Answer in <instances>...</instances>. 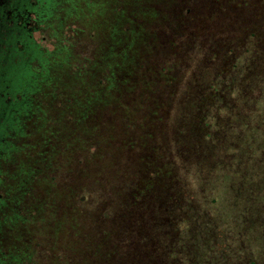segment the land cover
<instances>
[{
    "label": "rangeland",
    "instance_id": "374dc122",
    "mask_svg": "<svg viewBox=\"0 0 264 264\" xmlns=\"http://www.w3.org/2000/svg\"><path fill=\"white\" fill-rule=\"evenodd\" d=\"M137 4L59 0L33 33L49 54L48 73L33 101L39 110L22 117V132L0 163V251L21 252V243L30 242L29 264H203L197 258L205 264H264V21L249 37L251 49L221 57L238 63L241 72L227 78L204 69L194 77L195 60L204 55V65L207 46L212 53L211 39L222 31L212 26L232 20L241 6L213 19L207 34L195 27L203 41L177 45V54L166 60L150 57L146 80L158 78L159 65L174 63L166 78L180 80L177 94L187 103L179 116L172 114L177 96L162 121L147 117V108L134 112L127 98L123 107L86 116L80 100L77 109L50 91L51 82L73 78V71L85 77L90 63L105 68L100 59L106 47L114 45V53L126 46L124 25L165 36L168 20L150 25ZM169 6L174 10L175 1ZM255 13L237 20L241 30L227 32L236 45ZM44 26L51 29L42 33ZM144 51L140 46L136 55ZM222 64L215 63L218 72ZM204 122L216 129L211 141L193 133L196 127L204 131ZM78 196L87 198L84 204Z\"/></svg>",
    "mask_w": 264,
    "mask_h": 264
},
{
    "label": "trees",
    "instance_id": "16d2710c",
    "mask_svg": "<svg viewBox=\"0 0 264 264\" xmlns=\"http://www.w3.org/2000/svg\"><path fill=\"white\" fill-rule=\"evenodd\" d=\"M174 1L176 6L173 10L169 5ZM58 2L59 0H32V12L38 13L40 17L37 27L32 28V35L39 30V27L43 25L48 18H50L53 8ZM137 2L139 4V10L144 15V18L147 16L149 20H151L150 25H152L154 20L156 22L158 18H165L168 20L165 36L159 38L153 33L145 34L147 30H149L148 28H145V30H142L140 33H136L137 28L135 25H124L123 29L128 33L125 36L126 46L114 53H112V47L114 45L110 43L106 47L105 56L103 59H100L104 63V66H106L105 68L101 67V69H97L96 63L93 62L84 70L85 77L82 76L83 78H79L78 74L80 72L77 70L73 71V78H66L67 80H63L62 82L58 80L59 82L50 83V91L54 94H60L65 105L66 102H71V106H77L78 109L80 100L82 104L79 107L82 106L84 108L86 116L90 115V117H92L94 112L91 110L96 111L97 109L106 110L112 107H123L125 99L127 98L130 99V101L126 99L128 102H132L131 109L134 112H144V108H147V117L154 118V116H157L163 121L171 106L176 105L174 100L177 96L176 106L178 110L175 107L172 114L179 116L182 114V111L185 110L184 105L187 101L181 98L179 92L177 94V87H175V84L176 86L181 85L180 80L175 83L176 79L166 78L172 75L170 74L171 72L175 71V67L173 68L174 63H172V67L165 64L159 65V71L157 73L158 78L146 80V78L150 76V72L148 71L149 66H147L150 57L155 54L166 60L177 54V45H182V48H187L188 46L185 45L187 42L192 44L196 41H203L194 34L195 27L203 30L205 34L207 25L210 24L213 19L216 18L218 20L225 18L228 16L225 15L227 13L226 10L231 13L230 7L241 6V8L236 9V14L233 15L231 18L232 20L219 22L212 26L222 31L218 37L213 36L211 39L212 44L215 46L212 53H210L207 46L205 51L206 62L204 65H199V61L202 60L204 55L197 56L195 60V63L197 62V71L193 72L194 77L199 76L200 72L204 69L207 73L209 72V74H215L216 78H227L229 73L235 72L234 70H238L239 73L241 72L238 68V63L233 64L234 61L227 62L225 58L221 57L227 55L228 52L232 50L242 49L247 51L251 49V47H246L247 42H249V37H255L254 32L258 28L259 23L264 21V0H137ZM250 10L256 12V18L252 20L250 27L243 28L240 44L236 45L237 40L231 39L227 32H237V30H241V24H238L237 20L241 16L249 13ZM136 20L138 23L144 21V19L139 18H136ZM191 28L193 29L191 30ZM50 29V26H44V29L42 30L40 28V31L43 33ZM209 31V36L215 33L212 29L208 28L207 32ZM177 38L181 39L178 40ZM41 40L46 41V38L42 36ZM142 43L145 45H141ZM254 44L257 45V41H255ZM140 46H143L145 51L144 53L140 52L139 55H136V49ZM164 46H167V48H164ZM184 49H182V51H184ZM171 54L173 56H171ZM115 56H117L119 60L113 62L112 60ZM47 57L49 58L48 52L46 53L32 36V70L27 72V76H32V78H20L24 74H21L19 70H24L23 68H16L8 71L6 74L9 76L8 78L0 77V89L7 84V81H10L8 82L9 87H6L4 91L6 93L4 95L9 96L11 94V97H13V100L9 102L7 98L2 99L0 95V163L4 157H9V153L14 147L12 140L22 132V117L26 118L31 114V111L32 113L34 112V109L35 111L39 110V103L35 106L33 101L35 102L34 97L42 90V88L39 87L40 81L46 76V73H48ZM134 57L135 60H133ZM96 60L100 62L98 58H96ZM216 62H223L219 69L220 72L215 69ZM94 68L97 70H94ZM231 82L235 81L233 80ZM231 82L226 81V84H230ZM186 87L192 88V94L196 93L197 88L194 91L191 84ZM212 88L214 93L220 91L214 87ZM226 90L228 89H225V91ZM2 92L3 91L0 93ZM202 93V97H205L204 90H202ZM40 109H42V106H40ZM14 123L21 126L16 128ZM177 123L180 124V122ZM206 123L207 122H204V131H200L197 127L192 128L191 126L193 133L195 132L200 137H204V142L205 140L211 141V136L216 130L212 132L209 124ZM12 133L14 134L12 135ZM184 134L185 133L182 132L181 135L183 136ZM193 139L197 140L192 137L191 140ZM197 141L201 143V141ZM85 149H87V147H85ZM79 163H81V161H79ZM177 195L179 194L177 193ZM86 199L87 198L84 196L77 197L78 202L82 204H84ZM177 203L180 204L179 200ZM197 211V209H193V212ZM20 218L25 220L24 216L17 215V219L19 220ZM122 231H125V227L122 228ZM193 242L195 245L191 249V254L195 255L197 253L195 239ZM21 247V252L9 250L5 253L3 250L0 251V264H29L32 262V258H30L28 254V251H30V242H22ZM119 247L123 252L126 250L121 246ZM197 259L200 263L205 264L203 258ZM123 262L128 264V261ZM188 264H192L191 260L188 261Z\"/></svg>",
    "mask_w": 264,
    "mask_h": 264
},
{
    "label": "flooded vegetation",
    "instance_id": "af4514ba",
    "mask_svg": "<svg viewBox=\"0 0 264 264\" xmlns=\"http://www.w3.org/2000/svg\"><path fill=\"white\" fill-rule=\"evenodd\" d=\"M39 18L38 13L32 12V0H0L1 78H8L7 72L16 68L24 69L19 70L24 74L20 78H32L27 76V72L32 70V28L37 27ZM8 82L0 89L3 91L0 95L10 102L13 100L11 94L4 95ZM14 126L18 128L20 125L14 123Z\"/></svg>",
    "mask_w": 264,
    "mask_h": 264
}]
</instances>
